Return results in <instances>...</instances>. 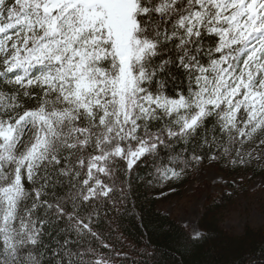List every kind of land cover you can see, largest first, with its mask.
<instances>
[{
    "label": "snow or ice",
    "instance_id": "obj_1",
    "mask_svg": "<svg viewBox=\"0 0 264 264\" xmlns=\"http://www.w3.org/2000/svg\"><path fill=\"white\" fill-rule=\"evenodd\" d=\"M0 67L14 89L0 91V264H43L49 226L95 235L85 213L120 171L188 143L210 117L230 143L264 131V0H0ZM174 68L189 84L172 98ZM73 243L56 259L103 264Z\"/></svg>",
    "mask_w": 264,
    "mask_h": 264
},
{
    "label": "trees",
    "instance_id": "obj_2",
    "mask_svg": "<svg viewBox=\"0 0 264 264\" xmlns=\"http://www.w3.org/2000/svg\"><path fill=\"white\" fill-rule=\"evenodd\" d=\"M204 46L212 47L213 38L206 37ZM172 73L164 77L165 94L172 98L187 94L189 81L184 72L174 68ZM0 91L12 95L14 89L0 78ZM31 95L39 97L36 89L31 90ZM18 100L26 109L37 105V100H29L22 93L18 94ZM214 125L216 121L210 117L205 122V131L188 143L161 148L158 157L147 158L130 173L120 171L110 197L96 201L85 213L95 235L67 233V239L74 241L71 248L90 250L85 259H101L103 264H264V199L258 198L254 203L255 190L249 187L255 178L264 177V143H261L264 131L251 139L241 137L230 143L228 134L222 133L218 125L213 131ZM226 147L228 154L224 153ZM208 162L222 171L225 180L218 192L206 195L197 219L200 239L193 240L195 235L158 208V195L184 188L194 172ZM166 169L179 172V177L165 179ZM26 188L30 190L31 186L26 184ZM57 191L64 194L67 188L61 186ZM241 199L246 202L244 215H249L255 204V210L262 213L261 220L249 218L238 231L227 229L224 223L231 213H240ZM64 227V222L51 225L43 236L39 247L44 254L43 264L51 261L67 264L66 256L63 260L56 259L66 238L57 228Z\"/></svg>",
    "mask_w": 264,
    "mask_h": 264
},
{
    "label": "rangeland",
    "instance_id": "obj_3",
    "mask_svg": "<svg viewBox=\"0 0 264 264\" xmlns=\"http://www.w3.org/2000/svg\"><path fill=\"white\" fill-rule=\"evenodd\" d=\"M224 180L222 171L217 169L214 163L208 162L194 172L184 188L171 189L158 195V208L176 218L191 234L196 235L198 234L197 219L206 195L218 192L220 184ZM249 187L255 190L254 203L258 198L263 201L264 177L255 178ZM241 204L242 207L238 208L239 214L228 215L229 218L224 223V227L227 229L233 228L238 231L249 218L250 220L253 218L257 221L261 220L262 213L255 210V204L251 207L248 217L242 212V209L246 207L245 199H241ZM262 204L264 205V203Z\"/></svg>",
    "mask_w": 264,
    "mask_h": 264
}]
</instances>
